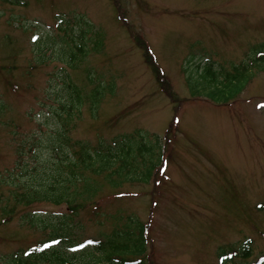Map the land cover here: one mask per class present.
Masks as SVG:
<instances>
[{"label":"rangeland","instance_id":"374dc122","mask_svg":"<svg viewBox=\"0 0 264 264\" xmlns=\"http://www.w3.org/2000/svg\"><path fill=\"white\" fill-rule=\"evenodd\" d=\"M17 2L0 0V264L69 225L76 244L110 238L109 215L119 229L124 216L145 225L147 264H220L222 249L228 264H264V59L233 69L263 51L264 0ZM209 65L244 92L211 102L196 88ZM97 83L114 94L84 103L73 138L94 147L140 133L161 147V168L122 197L103 191L97 218L87 209L71 221L45 200L11 213L15 187L32 186L50 159L17 148L36 135L46 147L67 86L86 96Z\"/></svg>","mask_w":264,"mask_h":264},{"label":"trees","instance_id":"16d2710c","mask_svg":"<svg viewBox=\"0 0 264 264\" xmlns=\"http://www.w3.org/2000/svg\"><path fill=\"white\" fill-rule=\"evenodd\" d=\"M11 2L18 3L17 0H11ZM83 47L85 45L81 43L80 48L76 50L80 51ZM261 47L263 51H257L256 59L253 56L249 57L244 61L247 63L244 68L242 67L243 62L238 66H233V69L238 72L242 69L254 68L258 61L264 59V45L261 44L259 49ZM204 71L205 73L197 80L196 88L198 91L201 89L205 91L206 97L215 103L224 105L234 101L248 85L244 88L238 87L235 77L233 80L224 79L231 72L222 73L214 66L206 67ZM12 83L10 79L6 86L16 91L17 88ZM91 83L94 84L93 81ZM105 87L104 84L100 86L97 83L91 93L84 96V93L72 84L67 86L68 94L65 101L58 102L61 112H53L56 123L51 127L52 131L49 136H45L46 147H41L45 141L37 139L38 135H36L17 148V153L21 156L25 154L26 147L28 148L27 153H30L31 149H35L34 151L38 153L45 149L49 152L50 159L44 167L34 169V176L35 174L43 175L35 176L32 186L15 187L14 193L10 194L14 206L7 207L11 213L22 205L30 206L45 200L52 206H66V216L71 218V221L87 209L94 218H97L102 214L98 201L103 191L109 188L112 190L109 193L111 196L122 197L123 194L119 192L123 188L135 184L140 185L141 182L150 184L155 168H161V163H163L162 156L158 157L155 154V149L161 148L158 143L155 145L148 143L140 133L138 135L136 133V136L102 140L92 147L88 142L77 141L72 136L71 128L75 127V122L78 121L77 116L81 114L79 110L85 102L88 101L96 109L106 94L113 96L114 92H106ZM5 108L6 105L0 101V110ZM31 135H25L22 139L29 138ZM108 218L116 225V230L112 232L110 238L104 240L88 238L83 242L84 244H76L71 238L73 229L69 225L63 232L57 228L56 233L50 234L49 242H45L49 247L45 248V244H42L24 253H18L13 256L14 262L15 264H147L145 225L141 224L136 217L125 218L124 216L123 221L126 225L119 229L117 224L120 218L116 220L114 215H109ZM132 242L134 244L131 246ZM242 247H244L242 248L243 257L248 258L251 255L249 245ZM74 249H80V252L74 253ZM224 250L220 251L222 252L221 264H228L224 260H228L230 254L224 253ZM84 254L89 258L81 257ZM24 258H27V263L23 261ZM89 260L92 261L89 262Z\"/></svg>","mask_w":264,"mask_h":264},{"label":"snow or ice","instance_id":"6c2138e0","mask_svg":"<svg viewBox=\"0 0 264 264\" xmlns=\"http://www.w3.org/2000/svg\"><path fill=\"white\" fill-rule=\"evenodd\" d=\"M44 247L47 248V247H49V245L45 244Z\"/></svg>","mask_w":264,"mask_h":264}]
</instances>
